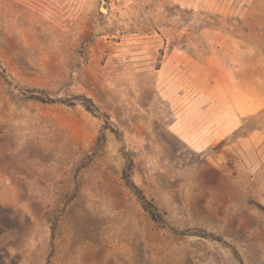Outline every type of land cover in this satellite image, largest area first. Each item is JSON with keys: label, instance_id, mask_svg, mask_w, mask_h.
Wrapping results in <instances>:
<instances>
[{"label": "rangeland", "instance_id": "1", "mask_svg": "<svg viewBox=\"0 0 264 264\" xmlns=\"http://www.w3.org/2000/svg\"><path fill=\"white\" fill-rule=\"evenodd\" d=\"M0 264H264V0H0Z\"/></svg>", "mask_w": 264, "mask_h": 264}, {"label": "trees", "instance_id": "2", "mask_svg": "<svg viewBox=\"0 0 264 264\" xmlns=\"http://www.w3.org/2000/svg\"><path fill=\"white\" fill-rule=\"evenodd\" d=\"M149 213H150V211H149ZM150 214H151V216H152L153 218H156L155 215H154V213L151 212Z\"/></svg>", "mask_w": 264, "mask_h": 264}]
</instances>
